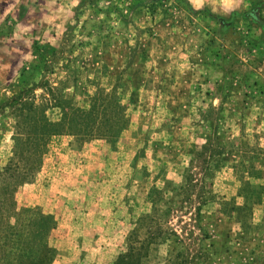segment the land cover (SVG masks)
I'll return each mask as SVG.
<instances>
[{
    "label": "rangeland",
    "instance_id": "obj_1",
    "mask_svg": "<svg viewBox=\"0 0 264 264\" xmlns=\"http://www.w3.org/2000/svg\"><path fill=\"white\" fill-rule=\"evenodd\" d=\"M264 264V0H0V264Z\"/></svg>",
    "mask_w": 264,
    "mask_h": 264
},
{
    "label": "trees",
    "instance_id": "obj_2",
    "mask_svg": "<svg viewBox=\"0 0 264 264\" xmlns=\"http://www.w3.org/2000/svg\"><path fill=\"white\" fill-rule=\"evenodd\" d=\"M127 258V256H122L120 259H119V264L124 262V259ZM37 264H40V263H37Z\"/></svg>",
    "mask_w": 264,
    "mask_h": 264
}]
</instances>
